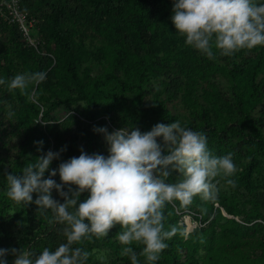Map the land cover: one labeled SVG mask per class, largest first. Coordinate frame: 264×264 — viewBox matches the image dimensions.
Wrapping results in <instances>:
<instances>
[{
  "label": "rangeland",
  "instance_id": "374dc122",
  "mask_svg": "<svg viewBox=\"0 0 264 264\" xmlns=\"http://www.w3.org/2000/svg\"><path fill=\"white\" fill-rule=\"evenodd\" d=\"M10 3L12 0H3ZM98 3V1H96ZM60 0H19L17 15L24 19L16 20L15 13L10 14L8 4L0 10V50L10 48L11 68L16 74L24 72H37L39 68L47 66L46 57L54 56L55 42L48 43L46 40L47 31L43 29L42 23L47 18V14L56 10ZM76 6V4H72ZM99 5L104 7V14H108V4L106 0L99 1ZM112 5V4H111ZM14 7V5H13ZM16 7V6H15ZM7 9V11H6ZM95 5L91 0L85 1L84 8H77L74 13H69L70 18L65 26L74 31V39L77 45L79 66L84 78L87 80L90 75L104 72L105 65L99 60V53L108 48V38L106 32H101V25H104L108 33V23L103 24L100 15L94 11ZM62 11V9H61ZM134 14H130V19ZM150 29L143 34L145 44H151L152 38ZM129 35V33H125ZM128 49L132 46L126 43ZM256 49V48H255ZM254 50L242 52L239 61L247 66L248 61L253 56ZM155 63L153 70H147L142 75L141 84L148 91L145 102L152 105L156 100H165L169 109L184 123L203 124L200 131L209 133L207 124L212 123L219 129L229 127L233 123L243 122L245 117L250 123L246 127V133L260 135L264 137V71L258 76L261 83L258 94L249 97L246 91L243 92L246 105L245 112L238 107L236 91L228 69L230 65L225 59L217 55L216 60H209L201 55L197 50L186 46L184 38L178 33L173 34L172 40L166 46L157 43L155 46ZM56 64V60L53 65ZM2 63H0V66ZM119 74L122 73L118 72ZM0 78H5L0 68ZM60 90H70L74 86L67 80L56 83ZM37 86H30L27 95L29 101L37 103L39 112L34 114L21 105L16 96L7 94V87L0 86V248H32L40 251L44 247L55 249L63 237L58 235L56 228L59 225H49L47 220L40 216L37 206L15 204L9 200L5 193L7 190L6 174L20 175L21 170L30 162L48 152L59 151L67 146L65 152L61 153L60 160H54L50 169L58 167L61 161L73 156L80 155L83 148L88 154L100 153L105 156L107 145L103 135L93 131V127H107L109 132L124 128L126 122L122 114L118 111L112 114H97L88 107L86 100L66 101L59 108L51 110L50 116L45 113L51 103L60 97L50 96L46 90H42L46 98L40 99ZM128 105H132L135 100V92L126 94ZM15 112V116L9 119L7 112ZM157 119L156 114H151L148 121ZM223 140L225 149L234 152L237 157L238 175L249 162L247 150L242 142V137L233 130H228L225 136L217 138ZM35 141H43L42 150L38 151ZM208 142L209 150L217 156H223L215 143ZM215 145V146H214ZM264 159V154H261ZM45 173V178L48 177ZM60 183L59 176L53 177ZM257 188L254 192H249L243 186L240 191L235 192L227 187L223 180L220 181V192L227 196L226 203L235 208L229 212L221 201L203 202L196 197L188 210L175 208L179 227H184V241H190L191 231L197 227H204L210 224L209 214L214 215L217 209L222 213L223 221L230 219L237 220L242 226L256 227L258 237L264 241V230L259 225L264 224V202L257 203L258 199H264V160L263 168L254 174ZM54 199L63 200L53 190ZM88 195L81 196V202L87 199ZM36 194H33V200ZM165 212H167L165 210ZM51 214L49 213V216ZM166 218L165 223L169 224ZM231 223V222H226ZM183 224L185 226H183ZM252 234V232H251ZM116 239V236L112 238ZM167 243V241H166ZM263 247V248H262ZM264 246H258L250 251L252 257L251 264H264L258 261V254H261ZM87 250L91 253L90 264H112L117 258L114 247L103 240L87 245ZM180 260L184 261L186 247L180 248ZM206 254L202 247L196 251V256L200 259ZM14 257H7L8 264H12ZM119 264L122 262H118ZM140 264H145L144 258ZM156 264H175L171 255H162ZM202 264H207L203 261Z\"/></svg>",
  "mask_w": 264,
  "mask_h": 264
},
{
  "label": "clouds",
  "instance_id": "9594fccd",
  "mask_svg": "<svg viewBox=\"0 0 264 264\" xmlns=\"http://www.w3.org/2000/svg\"><path fill=\"white\" fill-rule=\"evenodd\" d=\"M171 22L184 44L209 60L231 57L241 50L264 46V2L261 0H173ZM215 49V51H214ZM47 78L45 71L24 72L0 86L12 93L26 95L30 86H38ZM9 119L15 116L7 112ZM103 135L107 145L105 156L88 154L61 161L59 151L38 156L28 163L20 175L6 174V197L15 204L34 203L40 216L56 228L63 242L53 250L44 247L0 248V264H87L91 253L85 241L107 237L116 225V239L122 245L119 255L131 264H156L168 248L166 241L178 233L176 225L165 227V209L188 210L196 197L203 202L218 199L220 181L235 188L232 178L238 171L233 153L214 155L208 148L207 135L183 126L176 120L157 123L149 131L124 127L111 132L107 127H93ZM38 151L43 141H35ZM48 177L45 178V173ZM59 176L60 183L53 177ZM55 190L63 200L54 199ZM89 193L81 202V195ZM36 199L33 200V194ZM49 213L51 214L49 216ZM133 245L139 246L137 252Z\"/></svg>",
  "mask_w": 264,
  "mask_h": 264
},
{
  "label": "trees",
  "instance_id": "16d2710c",
  "mask_svg": "<svg viewBox=\"0 0 264 264\" xmlns=\"http://www.w3.org/2000/svg\"><path fill=\"white\" fill-rule=\"evenodd\" d=\"M85 1L60 0L56 10L48 13L42 23L43 29L47 31V42L54 41L56 48L54 56L46 57L47 66L38 69V71H45L47 78L37 86L36 92L40 99L46 98L42 90L49 92L50 96L57 98L62 96L51 103L45 115L50 116L51 110L59 108L66 101L86 100L88 107L94 113L112 114L118 111L122 114L127 127H136L142 132L149 131L157 123L169 124L179 120L169 109L165 100H156L152 105L146 104L145 97L148 91L140 82L142 75L146 74L147 70H153L156 61L154 55L156 44L160 43L162 46H166L172 40L173 34L177 33L171 22L173 0H106L108 14H104V7L99 5L101 0H91V4L95 5L94 11L100 15L101 22L108 23V33L105 26L101 25V32H106L105 35L108 38V48L99 53L100 62L107 63L104 72L90 75L87 80L79 66L74 31L65 26L70 18L69 13H74L77 8H84ZM72 4H76V6ZM131 13L134 14L132 19H130ZM148 29L151 31L152 38L149 45L145 44L143 38L144 33L148 34ZM125 33H129V35ZM126 43L132 46V50L127 48ZM253 50L255 53L249 59L247 66L239 61L240 54L247 50H241L231 57L220 56L230 65L228 72L238 89L236 91L237 103L242 112H245L246 105L243 92H249V97L258 94L261 87L258 76L264 71V46H258ZM10 56V48L0 50V63H2L0 68L6 80L16 75L11 68ZM55 60L56 64L53 65ZM121 71L122 73L119 74L118 72ZM61 80H67L70 85L74 86L73 91H60L56 87V83ZM130 92H135L136 95L132 105L127 103L126 94ZM7 94L11 97L16 96L25 109L34 114L39 112L37 103L29 101L27 95H21L19 90L12 93L7 90ZM151 114H156L157 119L148 121L147 118ZM181 123L196 131H200L203 127V124L200 123L196 125ZM207 125L212 127L207 133V140L210 144L217 141V138L225 136L229 129L236 131L242 137L249 162L238 175L232 177L237 181V186L234 189L230 187V189L238 192L244 186L247 191L254 192L257 188L254 174L263 168L264 159L261 158V154H264V137L246 133V127L250 125L247 117L243 122L233 123L224 129H219L212 123ZM217 142L215 143L216 148L220 149L222 155L231 152L223 147V140L219 139ZM232 153L234 154L233 162L237 166L236 154ZM84 195H89V193L85 192L81 196ZM226 199L227 196L220 192L218 199L211 202L212 208L214 202L221 201L222 205L233 213L235 208L230 207L225 202ZM256 202H264V199H258ZM165 210L167 211L165 217L170 220L169 224L165 223V227L167 228L169 225L179 227L177 222L180 217L176 209L168 205ZM217 210L214 215H208L210 224L204 227L196 226L191 231L190 241H184V235L179 233L167 241L169 246L162 252V255L173 256L175 264H202L203 261L207 264H251L253 259L249 257L250 251L258 246H264L261 236L257 235L256 227L246 229L235 219L223 221L225 218H222L220 209ZM259 215L264 217L263 214ZM259 225L264 230V224L260 223ZM183 226L185 225L183 224ZM179 228L184 232V227ZM119 231L120 226L116 225L110 230L107 237L85 241L83 246L87 249V245L103 240L112 245L117 253V258L112 264H119L118 262L131 264L128 257L119 255L122 245L117 239H112ZM184 246L186 247L185 259L181 261L180 248ZM133 247L137 252L141 250L139 246L133 245ZM202 247L206 254L199 259L196 256V251ZM257 257L258 261H264V249ZM139 259L141 260L143 257H139ZM87 264H90V258Z\"/></svg>",
  "mask_w": 264,
  "mask_h": 264
},
{
  "label": "built area",
  "instance_id": "2783aa9c",
  "mask_svg": "<svg viewBox=\"0 0 264 264\" xmlns=\"http://www.w3.org/2000/svg\"><path fill=\"white\" fill-rule=\"evenodd\" d=\"M6 4H8V7H9L8 11H9L10 14L15 13L14 10H12V9L10 10V8L15 9L17 13L19 12L18 7H17L18 4H19V0H12L10 3H4L3 0H0V10L5 9L6 7L4 8V5H6ZM13 5H14V7H13ZM15 6H16V7H15ZM6 11H7V9H6ZM17 13H15L16 16H17V19H16V20L23 21L24 19L20 18V17L17 15Z\"/></svg>",
  "mask_w": 264,
  "mask_h": 264
}]
</instances>
